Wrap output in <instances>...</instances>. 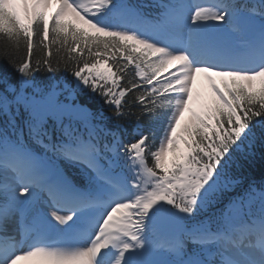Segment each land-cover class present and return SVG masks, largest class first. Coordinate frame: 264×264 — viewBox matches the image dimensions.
Instances as JSON below:
<instances>
[{
    "label": "snow or ice",
    "instance_id": "6c2138e0",
    "mask_svg": "<svg viewBox=\"0 0 264 264\" xmlns=\"http://www.w3.org/2000/svg\"><path fill=\"white\" fill-rule=\"evenodd\" d=\"M156 7L0 0V264H264V0Z\"/></svg>",
    "mask_w": 264,
    "mask_h": 264
},
{
    "label": "trees",
    "instance_id": "16d2710c",
    "mask_svg": "<svg viewBox=\"0 0 264 264\" xmlns=\"http://www.w3.org/2000/svg\"><path fill=\"white\" fill-rule=\"evenodd\" d=\"M253 1H260V0H253ZM252 2V1H251ZM53 56L51 59L53 60V64L55 66L56 61L58 57L56 56V48H52ZM34 55L32 57V62L35 63L37 59H40L43 57L44 53L40 51V49L36 48L34 49ZM75 55V54H73ZM22 57H26V50L23 45L20 46L19 50H17L9 41H7L2 34H0V68L7 67L9 73H11V76L13 80H15L18 77V74L15 73L11 66L8 64L9 58L12 59L13 61H19ZM60 58L62 62L60 63V71L55 73V79L61 83V85L67 83V81L71 80L72 77L70 76V73L68 71H65L64 68V62L68 60V53L66 52H61L60 53ZM72 67H75V65H71ZM134 65H129L128 67V76H126L125 81H122L121 83H125L127 79L132 78V69ZM53 74L50 73H36V79L38 81H43L47 77L52 76ZM139 92H136L138 94ZM132 93H129L128 96L125 97V99H131L132 98ZM95 108L96 106L93 105ZM141 106L139 103H136L133 106V111L138 112L140 111ZM159 117L165 114L164 110H158ZM146 118V119H145ZM124 125V129L126 130L124 139H129L131 138L132 132H133V126H134V121H129L125 120L122 122ZM141 124L143 126V131L148 132L149 129H152L157 137L158 140V135L159 132H161V129L157 125L153 126L154 122L152 119L149 117H144L141 120ZM148 163L151 165V160L148 158ZM74 174V173H73ZM244 175L247 181L252 182L255 185V187H261L264 185V160L260 159L259 153H257V156L255 160L252 162L250 166H247L244 170ZM260 189V188H259Z\"/></svg>",
    "mask_w": 264,
    "mask_h": 264
},
{
    "label": "rangeland",
    "instance_id": "374dc122",
    "mask_svg": "<svg viewBox=\"0 0 264 264\" xmlns=\"http://www.w3.org/2000/svg\"><path fill=\"white\" fill-rule=\"evenodd\" d=\"M185 1H187V0H185ZM54 5H53V9L52 10H54ZM51 11V10H50ZM198 83L199 84H202L203 82H202V78L200 77L199 79H198ZM186 117H187V113H186ZM255 243H259L258 241H257V238L255 239V241H254ZM20 264H32V261H28V260H22V261H20Z\"/></svg>",
    "mask_w": 264,
    "mask_h": 264
}]
</instances>
